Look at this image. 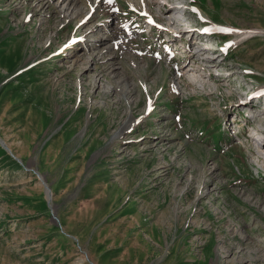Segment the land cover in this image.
Segmentation results:
<instances>
[{
    "label": "rangeland",
    "instance_id": "obj_1",
    "mask_svg": "<svg viewBox=\"0 0 264 264\" xmlns=\"http://www.w3.org/2000/svg\"><path fill=\"white\" fill-rule=\"evenodd\" d=\"M162 1L0 0V264H264V0Z\"/></svg>",
    "mask_w": 264,
    "mask_h": 264
},
{
    "label": "bare ground",
    "instance_id": "obj_2",
    "mask_svg": "<svg viewBox=\"0 0 264 264\" xmlns=\"http://www.w3.org/2000/svg\"><path fill=\"white\" fill-rule=\"evenodd\" d=\"M154 1H156V0H154ZM163 3H161V2H158L159 3V11H160V15H158V20H164V18H169V17H172V19H173V23L175 22V20L176 21H178V19H177V17H175L174 16V13H176V10L178 11L179 9H180V11H181V13L183 12V9L182 8H180L178 5H175L174 3H171L172 1L171 0H165V1H162ZM179 12V11H178ZM180 17H182V16H180ZM152 21H155L154 19H152ZM155 23V22H154ZM176 23V22H175ZM189 23V22H188ZM188 23H185V25H187ZM195 23V25L194 24H191L190 23V26H188L189 27V29H196L197 28V26H200V27H202V28H205L206 27V25L207 24H204V23H199L198 25H197V23L196 22H194ZM176 25V24H175ZM196 27V28H195ZM226 28H225V26H224V30H225ZM223 30V27L221 28V30H220V32L222 31H224ZM188 31V30H187ZM186 30H181L180 32H181V34L179 33V35H178V38H180V37H182V35L183 34H186V32H187ZM183 33V34H182ZM174 39H177V36L176 35H174ZM217 39H212L209 43H211V44H216V45H219V42H217L216 41ZM198 43H199V41H197ZM204 43L203 42H201V46L203 45ZM177 46V45H176ZM211 47H213V48H215V45L214 46H212V45H210ZM220 49H224L223 48V45H222V47H220ZM228 73V72H227ZM224 74V73H223ZM230 74H232V73H230ZM116 88V87H115ZM124 94V93H123ZM247 104V103H246ZM252 105V102L250 101V100H248V105L247 106H245V110L247 111L249 108H248V106H251ZM244 108V107H243ZM248 108V109H247ZM249 112V111H248ZM264 115V114H263ZM262 117V115H255L253 118H254V121L255 122H257V120H260L262 123H264V120H262V119H260ZM130 122H127L124 126H122L121 127V129H120V132H119V134H121V133H123L124 131H126L129 127H130ZM262 144H259L258 145V147H257V151L258 152H261L262 151V154H264V141H262L261 142ZM263 159H264V156H263ZM232 248V247H231ZM242 257H244V255L242 256Z\"/></svg>",
    "mask_w": 264,
    "mask_h": 264
}]
</instances>
